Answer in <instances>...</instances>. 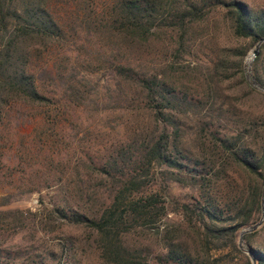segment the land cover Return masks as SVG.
I'll return each instance as SVG.
<instances>
[{"label": "trees", "instance_id": "obj_1", "mask_svg": "<svg viewBox=\"0 0 264 264\" xmlns=\"http://www.w3.org/2000/svg\"><path fill=\"white\" fill-rule=\"evenodd\" d=\"M60 2L67 0H0V142L12 122L15 127L34 122L25 119V108L40 110L39 122L55 127L68 108L84 110L92 92L80 76L83 70L105 71L116 93L112 109L137 126L99 156L80 157L68 193L83 203L74 208L65 200L47 212V219L88 229L106 264H144L141 246L149 239L164 251L161 264H251L238 239L261 216L264 112L243 115L237 98L231 101L223 86L229 77L226 60L210 59L212 66L197 61L216 14L230 20L235 38L255 44L264 36V8L253 9L244 0H107L100 5L71 0L77 10L66 24ZM81 35L105 47L98 67L70 58L65 64L56 57L59 46ZM155 42L161 46L159 60L151 59ZM236 69L238 85L264 99L247 82L241 63ZM251 74L264 87V43ZM110 109L95 105L89 112ZM81 166L86 174L79 172ZM155 167L162 170L167 189L176 185L193 192L192 202L167 206L159 194L138 198L153 181ZM91 181L97 183L85 187ZM11 198L1 196V205ZM170 213L181 218H169ZM26 214L0 210V225L23 228ZM260 234L264 223L244 236L256 264H264V244L253 240Z\"/></svg>", "mask_w": 264, "mask_h": 264}, {"label": "rangeland", "instance_id": "obj_2", "mask_svg": "<svg viewBox=\"0 0 264 264\" xmlns=\"http://www.w3.org/2000/svg\"><path fill=\"white\" fill-rule=\"evenodd\" d=\"M105 1L97 0V3L100 5ZM244 1L253 9L264 8V0ZM59 8L62 20L66 24L72 23L77 7L71 0L62 2ZM208 28L210 41L204 49V55H199L201 61H196H204L212 66L210 59L216 62L226 60L225 67L228 69L225 73L229 77H224L223 86L226 94L232 97L226 101L230 102L231 99L234 102L237 98L243 115L263 113L264 99L256 94H248L238 85V77L234 75L240 63L244 70L245 61L256 43L235 38L230 20L222 14H216ZM160 49V43L155 42L151 59H160ZM54 52L65 64L78 59L80 63L89 62L90 69H93L100 65L99 59L106 53V49L101 47L97 39L81 35L70 39L68 45L59 46ZM66 58L71 60L67 62ZM187 60L192 61V58ZM82 73L80 76L86 80L92 92V102L84 110L68 108L64 121L55 127L49 122H39L42 118L40 110L25 108L28 114L25 119L34 122L21 127H15L12 122L4 130L6 141L0 142V150L3 152L0 160V197L11 195L12 198L5 206L0 202V210H20L30 214H26L23 228L0 225V264H106L101 260L94 236L88 229L67 225L56 219L49 220L46 216L47 212L65 200L74 208H77L76 204L83 203L75 202L68 193L75 186L77 179L70 174L75 173L73 167L80 157L99 156L106 147L128 139L132 126H137L131 125L121 111L112 109L117 106L116 93L105 71ZM95 105L99 108L107 105L111 109L100 113L89 112L90 107ZM152 171L153 181L143 193L137 195L138 198L159 194L167 206L174 202H192V196H195L193 192L176 185L167 189L160 175L162 170L155 167ZM79 172L83 175L87 170L81 166ZM95 183L87 182L85 187ZM27 190L31 191L23 193ZM168 217L175 220L181 218L172 213ZM253 240L264 244V234ZM69 249H74L76 254L67 256L66 251ZM141 250L144 264H161L159 257L163 256L164 251L158 247V242L153 239L144 241Z\"/></svg>", "mask_w": 264, "mask_h": 264}, {"label": "water", "instance_id": "obj_3", "mask_svg": "<svg viewBox=\"0 0 264 264\" xmlns=\"http://www.w3.org/2000/svg\"><path fill=\"white\" fill-rule=\"evenodd\" d=\"M264 43V36L256 43L255 48L253 49L252 53L248 56V58L245 61V66H244V74L247 82L257 91L264 93V87L258 85L251 74V64L254 61V59L257 57L259 53L260 46ZM264 223V190L261 198V216L259 220L252 224L249 225L245 228H243L240 233H239V239H238V248L246 254L249 259L251 264H256V258L255 255L253 254L252 250L248 248V246L244 242V236L247 234H251L255 231H257L262 224Z\"/></svg>", "mask_w": 264, "mask_h": 264}]
</instances>
